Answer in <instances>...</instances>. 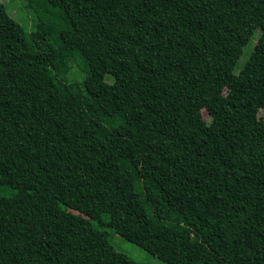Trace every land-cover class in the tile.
<instances>
[{"label": "trees", "instance_id": "1", "mask_svg": "<svg viewBox=\"0 0 264 264\" xmlns=\"http://www.w3.org/2000/svg\"><path fill=\"white\" fill-rule=\"evenodd\" d=\"M26 1L31 33L0 2V264H143L105 228L264 264V0Z\"/></svg>", "mask_w": 264, "mask_h": 264}, {"label": "rangeland", "instance_id": "2", "mask_svg": "<svg viewBox=\"0 0 264 264\" xmlns=\"http://www.w3.org/2000/svg\"><path fill=\"white\" fill-rule=\"evenodd\" d=\"M0 2L4 3L8 9L10 15L19 22L23 28L28 32L31 33L36 30L38 25V19L35 12L28 7L26 0H0ZM253 49V44H248L241 55L237 67H236V74L240 70L241 67L247 62L251 52ZM84 79V73L82 72L81 66L74 64L72 66V74L71 80L81 82ZM203 115L205 119L208 118V113L205 109H203ZM259 116L264 120V110H260ZM106 231L110 233V242L113 247L126 255H128L131 259L138 263L143 264H163L160 260L156 257L152 256L147 251L143 250L138 245L125 240L120 235L112 232L109 228H105Z\"/></svg>", "mask_w": 264, "mask_h": 264}]
</instances>
